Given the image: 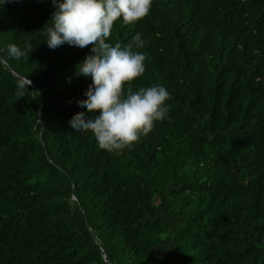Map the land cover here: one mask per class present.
I'll list each match as a JSON object with an SVG mask.
<instances>
[{
    "label": "trees",
    "instance_id": "16d2710c",
    "mask_svg": "<svg viewBox=\"0 0 264 264\" xmlns=\"http://www.w3.org/2000/svg\"><path fill=\"white\" fill-rule=\"evenodd\" d=\"M0 264H264V0H0Z\"/></svg>",
    "mask_w": 264,
    "mask_h": 264
}]
</instances>
